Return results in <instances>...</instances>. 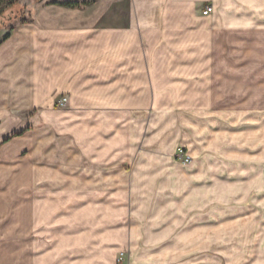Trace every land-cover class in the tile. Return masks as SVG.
Returning <instances> with one entry per match:
<instances>
[{
	"label": "crops",
	"instance_id": "obj_1",
	"mask_svg": "<svg viewBox=\"0 0 264 264\" xmlns=\"http://www.w3.org/2000/svg\"><path fill=\"white\" fill-rule=\"evenodd\" d=\"M208 5L215 15H203ZM26 11L31 21L18 22L0 44V264L24 256L31 180L38 242L43 226L56 232L53 207L72 208L70 201L83 208L70 222L85 227L89 194L96 193L104 196L95 203L113 208L119 227L97 241L112 254L128 244L129 264H179L211 248L215 196L203 200V190H212L200 186L201 172L175 159L177 138L154 137L153 115L160 98L181 97L187 81L200 83L185 61L200 43L202 31L193 29L202 23H261L264 49V0H34ZM63 97L68 101L60 105ZM28 148L33 168L27 170ZM188 180L191 198L184 196ZM15 190L23 192L11 217ZM75 194L87 196L79 202ZM244 231L248 239L255 235Z\"/></svg>",
	"mask_w": 264,
	"mask_h": 264
},
{
	"label": "rangeland",
	"instance_id": "obj_2",
	"mask_svg": "<svg viewBox=\"0 0 264 264\" xmlns=\"http://www.w3.org/2000/svg\"><path fill=\"white\" fill-rule=\"evenodd\" d=\"M20 2L28 9L34 0ZM211 14L215 15V11ZM216 26L214 21H209L202 23L201 28H194V31H202L196 34V42L200 43L197 49L186 51L188 73L192 77L193 73L200 76V83L187 81L181 97L160 98L153 115L154 137L166 141L177 138L178 147L186 148L192 159L189 162L179 159V148L175 159L185 168L201 172L200 186L212 190L211 194L203 190V200L215 196L213 218L217 222V234L212 247L195 255L187 254L179 264H264V49H261V23H251L248 28ZM8 27L9 23L1 32L7 31ZM27 117L30 122L27 130H33V115ZM31 157L32 149L28 148L22 154L27 170L33 168ZM202 158L208 160L201 161ZM13 166L17 167L11 162V168ZM186 185L184 196L191 198L194 190L191 180ZM22 192L18 195L15 190L11 194L14 199L10 203L11 217L17 215V198ZM82 196L87 195L75 194L73 199L80 197V202ZM103 196L89 194V208L81 219L85 227L73 224L79 220L75 217L83 211L78 202L70 201L68 205L73 207L68 209H64L65 204L53 207L56 232H48L49 227L43 226L42 240L38 242L32 225L35 193L31 180L25 188V252L19 260L16 256L11 259L13 264H129L128 242L112 254V248L97 241L104 236L109 239L110 235L106 233L119 228L114 223L113 208L95 203ZM108 200L113 202V197ZM71 218L73 222H70ZM245 218L252 219L254 225L243 226L241 219ZM128 222L129 219L122 221L121 237L124 239ZM244 229H255V235L248 239L250 234ZM106 243L113 244L112 241Z\"/></svg>",
	"mask_w": 264,
	"mask_h": 264
},
{
	"label": "trees",
	"instance_id": "obj_3",
	"mask_svg": "<svg viewBox=\"0 0 264 264\" xmlns=\"http://www.w3.org/2000/svg\"><path fill=\"white\" fill-rule=\"evenodd\" d=\"M29 14L20 0H0V44L11 36L16 27V22L27 23L31 21L28 17ZM7 23H9L8 30L1 36V30Z\"/></svg>",
	"mask_w": 264,
	"mask_h": 264
},
{
	"label": "built area",
	"instance_id": "obj_4",
	"mask_svg": "<svg viewBox=\"0 0 264 264\" xmlns=\"http://www.w3.org/2000/svg\"><path fill=\"white\" fill-rule=\"evenodd\" d=\"M214 10V6L213 5H208L204 8L203 10V15L207 16L209 14H211ZM68 101V98L67 97H63L60 101H59V104L60 105H65ZM177 157L179 159H183L185 162H189L191 161L192 157H191V154L187 152V149L182 147V148H179L178 152H177Z\"/></svg>",
	"mask_w": 264,
	"mask_h": 264
},
{
	"label": "bare ground",
	"instance_id": "obj_5",
	"mask_svg": "<svg viewBox=\"0 0 264 264\" xmlns=\"http://www.w3.org/2000/svg\"><path fill=\"white\" fill-rule=\"evenodd\" d=\"M192 157V156H191Z\"/></svg>",
	"mask_w": 264,
	"mask_h": 264
}]
</instances>
